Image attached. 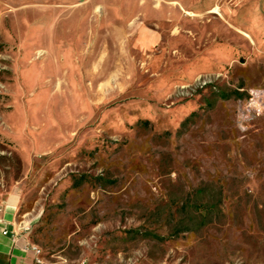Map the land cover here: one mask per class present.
<instances>
[{"label": "rangeland", "instance_id": "374dc122", "mask_svg": "<svg viewBox=\"0 0 264 264\" xmlns=\"http://www.w3.org/2000/svg\"><path fill=\"white\" fill-rule=\"evenodd\" d=\"M252 89L264 0H0V204L44 264H264Z\"/></svg>", "mask_w": 264, "mask_h": 264}, {"label": "crops", "instance_id": "0c3cea01", "mask_svg": "<svg viewBox=\"0 0 264 264\" xmlns=\"http://www.w3.org/2000/svg\"><path fill=\"white\" fill-rule=\"evenodd\" d=\"M212 9L208 13L216 14ZM19 200L18 194L10 193L0 204V264H35L36 257L44 264L28 238L27 227L18 222ZM3 230L7 231L6 235L2 234Z\"/></svg>", "mask_w": 264, "mask_h": 264}, {"label": "built area", "instance_id": "2783aa9c", "mask_svg": "<svg viewBox=\"0 0 264 264\" xmlns=\"http://www.w3.org/2000/svg\"><path fill=\"white\" fill-rule=\"evenodd\" d=\"M264 114V90L252 89L248 93V97L239 101L236 106L235 120L239 128L244 129L249 120L253 117ZM3 235L7 234L6 230L2 231ZM37 255L39 251L35 249ZM35 264H43L40 258H34Z\"/></svg>", "mask_w": 264, "mask_h": 264}, {"label": "bare ground", "instance_id": "6f19581e", "mask_svg": "<svg viewBox=\"0 0 264 264\" xmlns=\"http://www.w3.org/2000/svg\"><path fill=\"white\" fill-rule=\"evenodd\" d=\"M212 12L220 15L218 7L213 8Z\"/></svg>", "mask_w": 264, "mask_h": 264}, {"label": "trees", "instance_id": "16d2710c", "mask_svg": "<svg viewBox=\"0 0 264 264\" xmlns=\"http://www.w3.org/2000/svg\"><path fill=\"white\" fill-rule=\"evenodd\" d=\"M205 212L208 213L209 212V208H204Z\"/></svg>", "mask_w": 264, "mask_h": 264}]
</instances>
